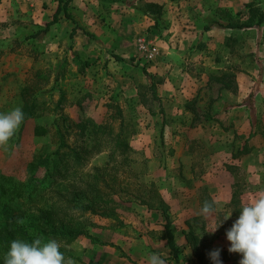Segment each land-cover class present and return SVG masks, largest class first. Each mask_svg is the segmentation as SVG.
I'll list each match as a JSON object with an SVG mask.
<instances>
[{"label":"rangeland","instance_id":"obj_1","mask_svg":"<svg viewBox=\"0 0 264 264\" xmlns=\"http://www.w3.org/2000/svg\"><path fill=\"white\" fill-rule=\"evenodd\" d=\"M86 1L95 9V17L92 23L83 29L84 33L95 41L115 40L120 33L119 27L115 24L116 28H114L108 18L112 12L122 11V0H84V4ZM125 2L138 9L142 19L149 21L146 27L138 29L137 32L133 29L131 33L138 34L135 37V44L137 39L143 38L153 46L155 50L153 59L147 60L139 51L137 44L136 54L123 63L122 54L115 55L116 58L113 57L114 54H104L102 50L96 51L94 54L96 56H87L90 60L82 55L78 57L79 70L84 72L86 67H90L91 75L80 77L76 81L69 80L61 87L58 86L59 84L52 85L48 78L41 81L31 78L29 73L4 75V71L0 72V112L22 106L24 103H34L36 112L40 113L37 117L23 121L16 135L9 142L7 151L0 149V174L11 176L15 182L26 181L32 176L28 171L29 163L34 157L45 155L48 156L50 166L48 170L40 166L35 172V176L43 181L39 186L45 185L46 181L53 178V176L47 178V174H54V169H58L60 174L55 178L63 187L70 181L68 174L72 170V164L68 159L69 156L67 159L58 160L54 153L59 152L63 155L75 149L83 156L82 166L79 167V178L83 173H88L91 177L99 176L97 185L101 197L98 199V205L102 208L79 217V220H84L86 224L91 221L94 227L88 228L90 236H78L67 248L72 258L76 260V264H90L88 260L94 262L91 264H96L92 257L86 256L88 242L92 244L90 251L97 259V263H122V256H126L122 246L95 236L98 230L103 229L122 234V217L129 221L134 215L143 216L146 213H153L162 218L164 227L166 218L162 209H167L169 217L182 215L183 208H179L177 200L184 196L185 191L182 189L193 190L192 180L184 174L185 161L191 160L193 165L197 164L198 171L201 169L203 173L207 172L208 165L203 162L205 165L203 169L200 164L202 159H190L188 155L183 154L176 157L172 144L174 142L170 140L175 134L182 133L186 148L189 147L191 151L200 154L213 149L206 141L197 138L190 142V133L200 129L203 130L202 134H209L213 130V123L214 125L221 123V127L214 129L216 133L220 132V128L233 130L237 140L235 144L229 146H233L232 154L238 160L235 164L225 161L222 164V168L226 169L222 181L230 186L232 204L242 200L240 196L245 192L254 194L264 190V181L254 180L252 178L254 171L247 172L245 169L247 163L245 156L249 147L251 150L264 149V0H126ZM262 16L263 20L260 22ZM214 20L225 24H249L250 27L222 28L213 25L206 29V26ZM151 64L152 67L159 69L154 70ZM123 74L131 78L137 95H129L132 85L126 83L128 86L122 88L123 85L126 86L122 80ZM192 75L200 87L199 91L188 90L191 93L187 92L182 102L193 113L199 101L200 107L208 113L206 116L210 119L200 121L194 126L198 114L190 116L183 122L185 125L180 126L179 130L184 127V133L175 127L164 128L160 117L155 116L160 110L153 89L156 93L157 88L164 87L168 80L171 86L183 90L189 85L188 82L186 83L190 80L188 76ZM181 76L183 78H180ZM217 101H222L230 107H250L244 124L237 127L234 123L227 125L226 121L223 122L226 126L222 124L219 118H215V115L221 111H217V107L212 108V103ZM208 103L210 108L206 110ZM139 104H144L150 115H147ZM151 123L152 130H150ZM81 125L85 127L81 128ZM100 125L106 126L108 131H111V135L118 134L121 139L124 135L131 150L123 155L122 152L117 151L112 158L109 153L111 144L97 141L102 134ZM37 126L44 127L47 133L36 136L34 129ZM248 135L251 138L255 136L253 143L250 142L251 146L246 139ZM142 139H145L144 142H141ZM251 168L258 169L252 166ZM209 172L212 173L210 169ZM72 181L76 180L73 178ZM198 185L194 199L189 205V218L185 221L187 230L174 234L177 231L175 225L179 226L183 222L179 221L176 224L170 220L174 236L183 238L184 234L189 248L187 254L189 258L181 249H178L175 257L172 255L176 262L183 258L187 264H200L186 239L185 232L188 230L197 236L198 248L208 255L210 253L213 233L210 234L205 229L204 217L197 214L195 201L203 203L205 200L210 201V197L206 187L200 182ZM167 199L175 203V206L168 204ZM6 203L12 204L15 210L6 208ZM20 206V201L9 200L8 192L0 195V225L23 223L33 226L35 214L23 207L21 209ZM235 209H240L237 204L229 210L232 216L226 220L227 226L233 224L232 217L240 214L238 210L235 212ZM22 212L25 214L23 215ZM223 213L229 214L228 211ZM223 216L220 214L218 217ZM131 224L130 222L123 226ZM147 224V228L143 223L144 230L142 226L141 232L137 231L140 236L151 235L157 231L156 228H151L149 223ZM91 232L93 235L90 234ZM125 232H128L127 227ZM29 233L37 234L35 226L29 229ZM201 233L204 234L200 238ZM161 234L165 238V228ZM109 249L113 251V256ZM114 257L119 260H115ZM232 258H234L233 262H237L236 255L228 251L220 252V262L229 264Z\"/></svg>","mask_w":264,"mask_h":264},{"label":"crops","instance_id":"obj_2","mask_svg":"<svg viewBox=\"0 0 264 264\" xmlns=\"http://www.w3.org/2000/svg\"><path fill=\"white\" fill-rule=\"evenodd\" d=\"M125 1L126 0H122V11H114L108 18V21L112 22L114 28H116L115 24L119 27L120 33L115 37V40L110 38V41H95L94 39L89 38V36L83 31V29L92 23L93 18L95 17V9H93V6L89 4L88 1L84 4V0H72L66 8H63L59 12L57 21L50 24L46 31H42L47 23L53 19L54 13L59 5L58 0H0V72L4 71V75H22L29 73L31 78L40 81L41 79L48 78L50 79V83L52 82V85L59 84L58 86L61 87L63 86V83L69 80L76 81L77 79H80V77L88 76L89 74L91 75L90 67H86L84 72L79 70V56L84 55L85 59L90 60L87 56H96L94 55L96 51L99 52L102 50L104 54H114L113 57L122 54V63L125 62V60H128L137 52L135 37L138 34L136 33V35H133L131 31L135 29V32H137L138 29L141 30L149 24L148 20L142 19L141 12L138 9L129 6ZM152 64H154V62ZM152 64L151 68H154V70L159 69V67H152ZM96 76L98 77V75ZM188 77L190 80H187L186 83L188 82L189 85L185 87L187 91H185V89L180 90L174 88L167 80L164 87L157 88V92L154 93L158 100L157 106L160 110V113L155 116L160 117L164 128L175 127L178 131L184 133V127L182 130H179L180 126H184L185 124H183V122H185V119L188 120L190 116H197L198 114L194 126H197L200 121L210 119V117L206 116L208 113L200 107L199 101L196 103L197 105L194 107L193 113L192 110L190 111L186 108L185 104H183L182 101L185 100L186 95L188 94L187 92H189V94L191 93V91L188 90L196 92V90L198 89L199 91L200 88L193 75ZM180 78H183V76ZM122 80L126 85H123L122 88L132 85V90H130L129 95H137V90L133 85L131 78H128L127 75L123 74ZM218 101L214 104L212 103L213 109L217 107V111H221V113L215 115V118H219L222 124H225L223 123L224 121L227 122V125L234 123L236 127L244 124L248 112L250 111V107H230L225 105L222 101ZM139 106L144 112H147V115H150L144 104H139ZM208 108H210L209 103L206 110H208ZM220 124L217 123L214 125L213 123V130L210 131L209 134H202L203 130L200 129H197L194 133H190V142H192L194 138H197L200 141H206L213 149L210 152L198 154L195 153V151H191L189 147L186 148L182 133L175 134L170 139L174 142L172 144L175 149L174 155L176 157L183 154L188 155V158L190 159H202L200 164L203 169H205L204 163L208 165L207 172L203 173L201 172V169L198 171L197 164L193 165L191 160L185 161V168L183 169L186 173L184 172V174L188 179L192 180L193 190L188 188L182 189L185 191L184 196L182 199L177 200L179 208H183L182 215L169 217V219L173 220L174 223L176 222V224H178L179 221L183 222L179 226L175 225L177 231H175L174 234L176 232L181 233L183 230H187V224L185 221L189 218V205L192 203V199H194L195 190L198 188L199 182L206 187L210 201L219 202L216 206L218 208V211L215 214L217 217L220 214L225 215L226 213H223V211H228L229 213L230 208L235 204L240 208L239 210L235 209V212L237 210L240 212L241 206L248 203L255 194L245 192L244 195L240 196L242 200H238V202L232 204L233 197L230 186L227 185V182L222 181V176H225L226 173L224 171L226 169L222 168V164L224 161L229 164L230 162H234V164L237 162L238 158H235L232 154L233 146H229L230 144H235L237 138L235 132H232L233 130L227 131V129L220 128V132L216 133L214 129L221 127ZM248 125L250 126V124ZM151 127L150 130L153 129L152 123ZM257 137L259 138V135ZM254 138L255 136L253 138L249 135L247 136L246 139L248 140L249 146H251L250 142L253 143ZM144 140L145 139H142L141 142H144ZM245 157L247 160V163L245 164L246 171H254L252 178L256 181L261 180L263 182L264 149L261 151L251 150L249 147ZM251 166L258 167V169L255 170L254 168H251ZM240 167L243 166L240 165ZM209 169L212 173L209 172ZM249 178H251V176ZM187 200H189V204ZM195 201L197 205L196 210L198 209L197 214H199L203 203L198 200ZM167 202L173 207L175 206V203H171L169 199H167ZM203 217L206 224L205 229L210 231L213 226V220L211 217ZM238 217L239 215L232 217L231 221L234 222ZM130 222L132 223L131 225L123 226ZM143 223L146 224V228L148 226L147 223H149L151 228L154 227L157 231L151 233V235L140 236V233L137 231L141 232L140 230L142 229V226L144 230ZM163 224L164 221H162V218L153 213H146L143 216L134 215L129 221L122 217V234L110 229H103L98 230L99 232L95 233V236L101 239L103 238L102 240L104 241H112L115 244H120L122 246V251L126 256H122L121 264H148L147 256L149 253L160 254L163 258L169 261V264H187L183 258L179 257L180 259L178 262L172 258V251L166 245V240L161 234L164 228ZM126 227L128 228L127 233L125 232ZM230 227L231 226H227V221H224L222 226L211 235V245L209 247L210 252L215 249H220V252L228 251L230 244L226 239V230ZM90 234L93 235L92 232ZM175 236L174 239L177 248L181 249L184 254H189V248L186 245L184 234L182 236L183 238H177L178 235ZM91 246L92 244L88 242V252L86 256L92 257L95 263L99 264L96 262L97 259L93 257V254L90 251ZM92 250L95 249L92 248ZM109 251L113 256V251L110 249ZM231 254L236 255L237 262H233L234 257L229 264H239V259L242 258L241 255L238 253ZM187 256V258L190 257L189 255ZM114 259L119 260L117 257H114ZM88 263L91 264L94 262L88 260ZM190 263L192 262L190 261ZM103 264L106 263L103 262ZM109 264L113 263L110 262ZM220 264L226 263L221 261Z\"/></svg>","mask_w":264,"mask_h":264},{"label":"trees","instance_id":"obj_3","mask_svg":"<svg viewBox=\"0 0 264 264\" xmlns=\"http://www.w3.org/2000/svg\"><path fill=\"white\" fill-rule=\"evenodd\" d=\"M71 1L72 0H58L59 5L54 13L53 19L47 23L42 31H46L50 24L57 21L59 12L63 8H66ZM262 20L263 16L261 17L260 22ZM213 25L222 28L250 27L249 24H225L214 20L210 22V25L206 26V29H209ZM154 93L155 90L153 89V94ZM35 107L34 103H24L22 105L25 119L40 115V113L36 112ZM84 127L85 126L81 125V128ZM101 127L102 134H100L97 141L111 144V147H109V153L112 158H114L115 152L117 151L122 152L123 155L131 150V146L124 135H122L121 139L118 134L111 135V131L109 130V132L106 126L100 125V128ZM34 133L36 136H43L47 133V130L42 126H37L34 129ZM54 155H56L58 160L67 159L69 156L68 159H70L69 161L72 164V170L68 174L70 181L64 184L63 187L59 185L58 179L55 178L57 174H60L58 169H54V174H47V178H50L51 176H53V178L46 181L44 183L45 185L39 186L43 181L35 176V172L38 171L40 166L45 167L47 170L50 166L48 156L45 155H41L38 158L34 157L29 163L31 171H28L32 176L29 179H26V181L15 182L11 176L0 174V195H5V192H8L10 201H20L21 209L23 207L28 209V211L31 210L35 214V224L33 223V226L37 229V234L33 235L29 233V229L33 227L30 225L28 226L23 223H6L0 225V264H3L4 255L8 251L11 241L15 239H22L29 242L36 236H43L46 239H56L62 244L61 251L65 253L66 257H72L67 250L68 246L71 245L80 235L90 236L88 228L91 226L94 227V223L89 221V223L86 224L84 220H79V217H83L84 214L93 213L97 209L102 208V206L98 205V199L101 197L97 185L99 176L95 175L91 177L88 173H83V176L79 178V167L82 166L83 160L80 151L72 149L63 155H60L59 152H55ZM73 178L78 182L72 181ZM77 183L83 184L76 185ZM40 204L41 206H38ZM5 205L6 208L15 210L12 207V204L6 203ZM162 212L166 218V223L164 225L166 245L170 248L172 255L175 257L178 248L171 231L169 214L166 208L162 209ZM22 214L24 215L25 212H22ZM185 235L193 250L194 256L199 260L200 264H214L210 256L198 248L199 240L197 236L191 230L185 232Z\"/></svg>","mask_w":264,"mask_h":264},{"label":"clouds","instance_id":"obj_4","mask_svg":"<svg viewBox=\"0 0 264 264\" xmlns=\"http://www.w3.org/2000/svg\"><path fill=\"white\" fill-rule=\"evenodd\" d=\"M25 119L22 106H15L8 111L0 112V149L7 151L9 142L18 132ZM218 201L205 200L200 208V215L211 217L213 226L208 233H214L231 213L223 218L217 217ZM204 233L200 234V238ZM226 239L230 244L229 253L241 255L239 264H264V190L255 193L252 199L244 204L239 217L226 230ZM62 244L52 238L36 236L26 241H11L3 258V264H76L72 257H66L61 251ZM220 249L209 253L214 264H220ZM148 264H169V261L158 253H149Z\"/></svg>","mask_w":264,"mask_h":264},{"label":"built area","instance_id":"obj_5","mask_svg":"<svg viewBox=\"0 0 264 264\" xmlns=\"http://www.w3.org/2000/svg\"><path fill=\"white\" fill-rule=\"evenodd\" d=\"M137 45L139 51L144 54L147 60L153 59L155 55V50L151 44L147 43L143 38H139L137 39Z\"/></svg>","mask_w":264,"mask_h":264}]
</instances>
